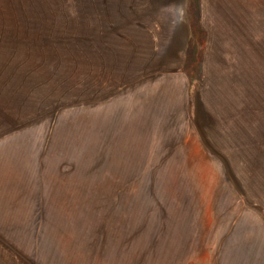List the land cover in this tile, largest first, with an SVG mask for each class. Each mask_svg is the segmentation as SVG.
I'll use <instances>...</instances> for the list:
<instances>
[{
	"label": "rangeland",
	"instance_id": "1",
	"mask_svg": "<svg viewBox=\"0 0 264 264\" xmlns=\"http://www.w3.org/2000/svg\"><path fill=\"white\" fill-rule=\"evenodd\" d=\"M0 263L264 264V0H0Z\"/></svg>",
	"mask_w": 264,
	"mask_h": 264
},
{
	"label": "crops",
	"instance_id": "2",
	"mask_svg": "<svg viewBox=\"0 0 264 264\" xmlns=\"http://www.w3.org/2000/svg\"><path fill=\"white\" fill-rule=\"evenodd\" d=\"M0 264H2V263H0Z\"/></svg>",
	"mask_w": 264,
	"mask_h": 264
}]
</instances>
